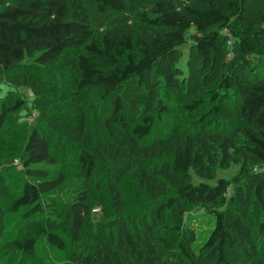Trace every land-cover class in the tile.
Returning <instances> with one entry per match:
<instances>
[{"label":"trees","instance_id":"obj_1","mask_svg":"<svg viewBox=\"0 0 264 264\" xmlns=\"http://www.w3.org/2000/svg\"><path fill=\"white\" fill-rule=\"evenodd\" d=\"M260 52L264 0H0V79L39 91L31 62L70 69L60 97L74 115L51 110L25 134L21 186L0 173L8 211L26 209L21 229L5 233L0 206L3 252L25 264L44 242L64 253L62 264H264ZM14 92L0 101V144L25 105ZM88 100L100 109L92 127ZM165 116L176 119L169 133L152 137ZM181 116L193 131L180 130ZM219 120L235 124L230 134L215 129ZM54 140L78 178L110 194L101 215L89 218L87 194L46 215L43 195L65 181L53 175ZM230 163L238 173L216 180L217 165ZM191 208L213 219L202 242L186 223Z\"/></svg>","mask_w":264,"mask_h":264},{"label":"rangeland","instance_id":"obj_2","mask_svg":"<svg viewBox=\"0 0 264 264\" xmlns=\"http://www.w3.org/2000/svg\"><path fill=\"white\" fill-rule=\"evenodd\" d=\"M194 32L190 30L188 37ZM188 55V49H184V56L180 62L181 67H185V62ZM255 60H261L264 62V53L260 52L255 55ZM31 60H27L26 64H29ZM264 68V63L263 67ZM52 69L54 71L52 72ZM26 70L30 72L31 78L36 84L39 91H34L29 85H24L20 83L19 85L11 86V83L7 82L6 79L2 81L0 79V101L5 98L10 89L15 90L14 97H22L25 100V105L22 110L12 114L4 126L5 134L3 135V143L0 144V162L3 163L0 166V173L7 176V180L12 186L13 190L18 188L23 183L25 179L23 176L21 162V141L26 136L30 128L34 127L37 122H44V118L48 112L51 110H60L61 116L64 120L68 119V115H74L70 112L69 103L61 102L60 94L69 88V82H72V72L70 69H61L56 65L53 68L40 67L32 62L30 65L26 66ZM205 98H209L208 92L210 89H204ZM226 101L230 102L235 99L234 94H225ZM91 100L85 102V111L87 113V118L91 123V127L94 124L95 113L99 114L100 109L94 108L91 105ZM45 104L47 105L45 107ZM171 106H176L178 102L172 98L170 100ZM58 107V108H57ZM175 118L173 116H165L161 118H156L152 129V137H161L169 133L170 127L175 123ZM180 124V130L188 129V131H193L191 128V120L187 117H180L177 120ZM220 122L215 125V129L223 134H230L231 130L235 127L232 121L219 120ZM18 125V126H17ZM53 151L56 152L59 158V165L53 168V175L58 177L59 174L65 178L64 183L55 191L43 195L42 203L45 208V213L47 216H54L53 212L55 208H61L63 205L71 204L79 195L87 194L89 197L88 206L91 207L88 211L89 218L101 215L103 206H109L110 194L105 190H98L95 185L96 179L91 184H86L82 179L78 178L75 174L73 167L71 166L72 156L69 155L66 159H63L62 154L59 153L55 147V140L53 143ZM10 154V156H8ZM217 179L225 178L227 180H232L233 177L238 173L239 164L230 163L227 168H222L217 165ZM131 182V181H130ZM132 183V182H131ZM215 183V182H212ZM135 188L133 183L130 185V189L126 188L128 194L132 198L131 190ZM0 206L2 207V215L5 223L8 225L5 229V233L14 232L17 233L21 226L19 224L22 222V216L25 214L26 209L20 210L17 213H11L8 211V201L0 198ZM48 213V214H47ZM186 223L194 228L195 233L200 238L199 242L203 241V237L211 230V225L213 224V219L210 214L203 208L195 209L191 208L186 214ZM202 239V240H201ZM2 244L5 245L2 238H0V264H21L18 257H11V254L4 253L2 249ZM2 249V250H1ZM65 261V255L63 252L58 251L56 248L52 247L47 243H40L36 255L29 259L25 264H62Z\"/></svg>","mask_w":264,"mask_h":264}]
</instances>
